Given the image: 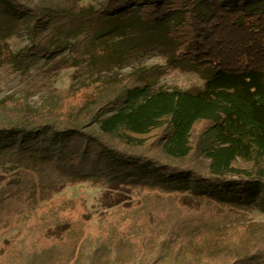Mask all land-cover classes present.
Returning a JSON list of instances; mask_svg holds the SVG:
<instances>
[{"label":"trees","instance_id":"obj_1","mask_svg":"<svg viewBox=\"0 0 264 264\" xmlns=\"http://www.w3.org/2000/svg\"><path fill=\"white\" fill-rule=\"evenodd\" d=\"M253 1L103 0L91 13L98 19L134 4L140 22L159 26L171 19L164 34L173 43L172 59L210 71L199 88L152 90L149 76L135 72L96 90L45 97L37 106L24 96L0 99V161L16 163L0 179V239L16 227L12 240L0 241V264H255L264 258V221L245 219L230 201L201 191L186 203L170 182L185 175L203 189L264 190V0L255 9ZM1 8L27 15L31 37L53 16L83 13L78 0H0ZM5 29L0 22L6 59L50 52L36 43L12 53ZM91 43L87 37L66 47L76 56L109 57L106 44ZM85 178L118 179L143 196L90 226L83 196H54Z\"/></svg>","mask_w":264,"mask_h":264},{"label":"rangeland","instance_id":"obj_2","mask_svg":"<svg viewBox=\"0 0 264 264\" xmlns=\"http://www.w3.org/2000/svg\"><path fill=\"white\" fill-rule=\"evenodd\" d=\"M102 1L78 0L83 8L81 15L73 18L53 16L37 29L34 37L27 30V15H9L1 8L0 22L6 27V42L12 53L36 43L44 45L50 52L29 55L27 61L12 62L0 51V99L24 96L31 106H37L45 97L96 90L108 81L121 80L135 72L149 76L152 90L196 89L203 85L209 70L195 71L172 59L173 43L164 34L172 23L171 19L159 26L140 22L132 15L134 4L116 14H105L96 19L91 13L99 8ZM260 1L254 0L251 7L259 8ZM198 7L205 11L203 2ZM87 37L92 42L89 47L106 44L111 49L109 57L76 56L66 47L68 43L76 44ZM203 164L204 160L198 159L195 169L200 170ZM15 167L13 159L0 161V179L14 172ZM170 182L182 189V200L186 203L191 201L194 192L201 191L218 201H230L245 219L264 221V190L259 187H233L227 191L203 189L196 185L195 178L186 179L185 175L172 176ZM157 183L162 184L159 180ZM80 195L91 226L100 216L118 206L137 205L143 191L118 179L97 184L92 178H85L75 185H64L54 193L55 197L63 200ZM34 209L32 206L31 212ZM15 233L14 226L0 241L12 240ZM137 264H145V261ZM255 264H264V258Z\"/></svg>","mask_w":264,"mask_h":264}]
</instances>
